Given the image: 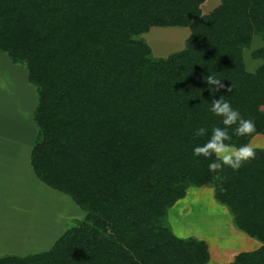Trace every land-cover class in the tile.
Listing matches in <instances>:
<instances>
[{
	"label": "trees",
	"instance_id": "1",
	"mask_svg": "<svg viewBox=\"0 0 264 264\" xmlns=\"http://www.w3.org/2000/svg\"><path fill=\"white\" fill-rule=\"evenodd\" d=\"M0 0V53L35 86L36 177L68 195L85 216L45 252L0 256V264H205L207 245L175 236L168 209L187 188L212 186L234 227L258 249L231 264H264V148L233 170L210 172L194 148L225 127L210 111L222 98L264 136L262 60L245 69L243 49L264 43V0ZM187 28L182 49L164 58L133 37L151 28ZM230 91L211 90L208 76ZM206 128L203 136L196 130Z\"/></svg>",
	"mask_w": 264,
	"mask_h": 264
},
{
	"label": "rangeland",
	"instance_id": "2",
	"mask_svg": "<svg viewBox=\"0 0 264 264\" xmlns=\"http://www.w3.org/2000/svg\"><path fill=\"white\" fill-rule=\"evenodd\" d=\"M205 2L201 5L204 14L209 13L219 5V0H206ZM188 35L189 30L187 28L154 27L148 32L136 35L133 38L144 41L149 46L150 54L153 57L164 58L182 49ZM263 45L261 38L256 35L252 38L250 45L243 49V59L247 72L253 73L257 66L262 63L261 59H255L252 55L258 47ZM3 56H5L3 58H7L6 54ZM25 73L26 69L23 65H13L12 63L7 65L3 59H0V115H3V119L12 123L11 130L16 134L19 133L18 138L21 141L24 139L27 143L35 137V125L31 122V107L35 106L36 103V91L35 86L26 81ZM22 77H25V81L22 80ZM260 108L264 109V104ZM0 117L2 118V116ZM13 124L21 129L15 131ZM1 132L3 131L1 130ZM14 138L17 137L14 136ZM0 143L2 142L0 141ZM248 144L252 145L253 148H264L263 134L258 133L253 136ZM36 190L39 191L37 195L42 199L39 213L41 217L36 218V226L31 229L27 225L29 223L27 221L24 222V229H14L9 223V235L0 236V256L9 254L24 256L45 252L50 249L60 234H64L70 226L74 225L75 221L84 218L85 212L68 195H63L64 193L56 195L55 192L43 185L37 187ZM213 198L212 186H189L184 197L178 199L168 209L167 222L173 234H176L175 236L183 233H197L203 236L213 252V260H208L205 264H231L239 251L253 250L256 247L255 244L258 246L261 243L247 237L235 228L233 230L236 236L223 235L220 236L221 241H217L218 239L214 236L216 231L212 224V219L215 216L212 214L213 209L210 205ZM225 210L228 212L227 209ZM34 229L35 231H33ZM25 232L35 234H32L31 238H27L23 235ZM240 234L244 236V240H241ZM195 238L201 240V238ZM29 240H31L30 243ZM209 245H207L208 253L210 252ZM209 261L211 262L209 263Z\"/></svg>",
	"mask_w": 264,
	"mask_h": 264
},
{
	"label": "crops",
	"instance_id": "3",
	"mask_svg": "<svg viewBox=\"0 0 264 264\" xmlns=\"http://www.w3.org/2000/svg\"><path fill=\"white\" fill-rule=\"evenodd\" d=\"M3 55L5 54L0 53V59H3V61L7 65H9V63H12L7 56H6L7 58H3L5 57ZM12 64L17 65L14 63ZM25 76H26V81H28L27 71L25 73ZM22 80L25 81V77L24 78L22 77ZM36 102H37V94H36ZM35 107H36V103H35V106L33 105L31 107V122L32 123H34ZM0 116H2V118L0 117V141L2 142L0 143V236H3V235H9V231H10L8 229L9 223L11 224L12 227H14V229L15 228L24 229L25 221L29 222L27 225L29 226L30 229L36 226V222H35L36 218L41 217L39 213L41 211V202H42L41 197L37 195V192L39 193V191L36 190L37 187L43 185L47 189L55 192L56 195L57 194L59 195V193L60 194H63V193L57 190H54L50 188L49 186L45 185L42 181H40L36 177L33 171L31 161H30V156H31V150H32L34 141L37 136L36 126H35V137H33V140L27 141L26 143L24 139L21 141V139L18 138L19 136L17 135H20L19 133L16 134L15 132L11 130L12 123L7 121L6 119H3V115H0ZM13 127L15 131L17 129L18 130L21 129L20 127H17L14 124H13ZM1 130L3 132H1ZM14 136H16L17 138H14ZM21 142L22 143L24 142V144H22ZM210 203L213 209L212 214L213 216H215L214 219H212V224H213V228L216 231L214 232V236H216V238L218 239L217 241H221L220 236H223V235L225 236L229 234V235L236 236L233 230V228L235 227L233 225L231 215L229 212H226L225 210L226 207L223 205L217 204L214 198L212 202ZM37 213L38 215H36ZM33 231H35V229ZM195 232L197 231L195 230ZM32 234H35V233H32ZM32 234H29V232L23 233L24 237L26 236L27 238H31L30 236ZM243 234L246 235L245 233ZM239 236L242 237L241 240H244L243 239L244 236H242V234H240ZM177 237H181V238L198 237V238H201V240H203L206 243V245H209L203 239V236L198 235L197 233L177 234ZM30 242L31 240H29V243ZM255 246L256 247L253 250L258 249L260 245L257 246L255 244ZM209 249H210L209 250L210 251L209 260H213V252L210 248V245H209ZM253 250L239 251V253L249 252ZM17 256H20V255H17ZM210 262L211 261H209V263Z\"/></svg>",
	"mask_w": 264,
	"mask_h": 264
},
{
	"label": "clouds",
	"instance_id": "4",
	"mask_svg": "<svg viewBox=\"0 0 264 264\" xmlns=\"http://www.w3.org/2000/svg\"><path fill=\"white\" fill-rule=\"evenodd\" d=\"M208 85H212L211 90L220 92L221 90L230 91L231 86H226L222 80L209 75L206 80ZM212 107L210 111L216 116L222 117V123L225 127H215L212 129L210 139L202 146L194 148L195 156L211 157L215 155L216 161L209 164L210 172H218L223 166H228L233 170H238L243 163L255 159V149L250 144H244L239 147L227 143L231 140L228 128L237 125L235 134L237 136L251 135L256 131L255 122L251 119H244L238 110L233 109L231 104L224 100L222 96L211 100ZM206 128L200 127L196 130L197 136H203Z\"/></svg>",
	"mask_w": 264,
	"mask_h": 264
}]
</instances>
